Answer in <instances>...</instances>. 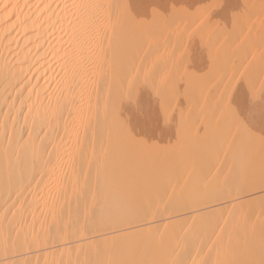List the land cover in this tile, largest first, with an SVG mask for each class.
Returning <instances> with one entry per match:
<instances>
[{"label": "bare ground", "instance_id": "1", "mask_svg": "<svg viewBox=\"0 0 264 264\" xmlns=\"http://www.w3.org/2000/svg\"><path fill=\"white\" fill-rule=\"evenodd\" d=\"M140 1L0 0V264H264V209L253 207L264 199V187L229 199V206L181 205L176 219L166 223L164 215L165 224L155 222L170 226L164 230L170 233L184 222L208 219L203 238L201 225L189 238L191 226L187 235L178 233L184 228L165 237L156 224L163 234L153 237L152 210H131L133 217L132 194L115 188L117 170L132 157L118 154L115 144L150 126L157 112L181 113L193 94L194 82L183 81L192 64L173 58L184 38L177 36L190 27L173 34L168 52L148 60L158 42H144L139 32L147 13L139 10ZM259 5L261 13L264 0ZM260 17L246 27L242 53L225 70L231 93L264 97V11ZM208 52L217 56L216 49ZM245 62L256 64L243 67ZM228 207L237 214L229 210L222 222L213 217ZM245 221L246 232L258 230L253 243L247 239L238 249Z\"/></svg>", "mask_w": 264, "mask_h": 264}, {"label": "rangeland", "instance_id": "2", "mask_svg": "<svg viewBox=\"0 0 264 264\" xmlns=\"http://www.w3.org/2000/svg\"><path fill=\"white\" fill-rule=\"evenodd\" d=\"M139 10L147 11L143 18V20H147V23L145 21L144 23L141 17L137 25L144 42L148 43V40L153 38L155 42H158L153 54L147 58L148 60L157 59L163 49H165V52L169 51L173 34L176 37V33H182L187 27H190V30L193 29L190 31L187 28L189 31L186 30V34L184 32L183 36H177L184 38H180L181 40L177 44V52L173 57L178 62L192 64V66H186L183 81L185 79L184 83L186 84L189 83L187 82L188 79L194 82V85H191L193 94L191 93L192 96L186 99L183 111L172 115L157 112V116L155 112V115L152 113L154 116L150 113L149 116H153L151 122H149V125L151 123L150 126L146 125L147 128H144L145 126L143 128L137 127L138 130L130 132H133V136L136 137L131 135L127 138L130 140L118 141L114 146L118 154L124 155V152H128L132 155L131 161L129 159L128 164L126 163L127 166L125 164L121 165L120 169L117 170L116 176L118 178H115V181L117 180L115 188L121 187L120 191L122 190V193L128 191V194H132L131 201L129 196H126V199H129L126 203L130 201L132 204L125 205L128 208L133 205L134 207H130V211L134 210L135 215L144 211L150 213L152 210L151 213L157 221L154 219L151 222L154 227L151 224L150 226L155 228L158 225L155 222L158 223L163 220L162 223H164L166 216H168L166 218L176 219L177 209L183 210L184 205L186 208H199L207 207L215 204V202L226 203L227 201V206H229V199L241 198L245 194L255 193V191H259L264 187V97L253 95L249 91L231 93L227 85L230 82H227V76L225 75L228 64L242 53V39L246 34V29L259 18L262 19L260 16L264 9L259 13V0H141ZM194 11L195 13L192 15ZM190 15L194 17L190 19ZM170 32L172 35L165 36ZM188 33L193 34L189 35ZM167 37L168 39H166ZM211 49L217 50V56L209 55L208 51ZM261 50L264 54L263 44ZM165 61L164 54L161 62ZM254 63L256 64V62H245L243 67ZM261 65L264 66V62H260L259 66ZM237 66H235L234 71ZM262 78L263 76L259 80L262 81ZM261 81L258 84H261ZM158 113L162 114L158 115ZM153 121L154 124L152 125ZM134 132H137V134ZM98 166L102 167L100 164ZM118 182L120 183L118 184ZM173 189L174 191H172ZM168 190L172 193V197H170L172 200L167 197L170 195ZM149 193H154L156 196L153 197L154 194L150 195ZM148 195L153 198H151V201L148 200L150 199ZM164 195L165 197H163ZM141 196L145 198L143 199ZM145 199L150 202L148 203ZM152 200H154V204ZM149 205L151 208L152 206L153 208L155 206V208L151 209ZM177 205L179 208H173ZM181 205L183 206L181 207ZM148 206L150 211H148ZM254 206L264 209V199L253 203ZM146 207L148 210H145ZM157 207L158 209H156ZM140 209L142 210L137 212ZM227 209L225 211L223 209V212L220 210L223 216L217 211L218 214L215 213L213 217L217 218V221H223L227 214V216H230L229 213L237 214L238 212L233 211L232 207V211L229 207ZM156 210L158 211L157 214L154 213ZM166 212H169V214L172 212L175 215L172 214L174 216H171ZM164 215L165 217H163ZM218 215H221L220 219L217 217ZM171 218L167 219L166 223L168 220L170 222ZM205 220H199V223H197L199 225L196 224V221L194 223L190 221V224L194 225H189V221H183L185 229L182 227V222H180L182 226L177 227V230L173 228L172 232L184 229L178 232L183 235L185 230L188 229L187 226H191L192 232H194L193 235L189 234L188 237L191 238L194 235L196 236V227L201 225L200 229L198 227V232L201 234L198 235L199 233H197V235L203 238L206 232L203 226H206L205 222L208 219ZM212 220L214 221L213 218ZM245 223L249 225V222L245 221L240 229L244 228ZM160 224L157 227H160L161 230L164 227V235L166 231L172 229L167 230L170 226L166 228V226ZM246 226L244 229H246ZM201 227L204 229V233L201 232ZM160 228H155L157 231L152 232V236H161L163 232ZM191 228L189 227L188 230ZM236 228L239 227H234V229ZM165 229L166 231H164ZM234 229L232 228L231 231ZM252 230L250 233H248L250 231L248 229L242 231L244 233L243 235L241 233L242 240L244 239L245 243L240 239L236 248L239 249L241 243H243L241 246L245 245L246 241H249L247 239L255 241L254 237L256 238V236L254 234L258 229L255 230V233ZM167 233L169 232H166L165 237L168 235ZM179 234L177 237H180ZM185 234L187 235V233ZM249 234L250 238L245 237ZM174 237L176 239V236ZM258 237H260L259 234L257 239H260ZM176 241H179V239L177 238L174 242L179 252L180 246L178 247ZM179 243L183 242L179 241ZM171 244L169 246H173ZM256 245H253V247ZM250 247L249 243L247 250H250ZM256 248L253 249L258 250ZM252 252L251 247L250 255L253 254ZM256 252L260 255V251ZM203 255H201L202 259H204ZM205 255L206 257L209 256H207V253ZM209 257L211 258L212 255ZM207 260L210 261L211 259Z\"/></svg>", "mask_w": 264, "mask_h": 264}]
</instances>
